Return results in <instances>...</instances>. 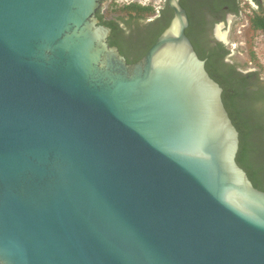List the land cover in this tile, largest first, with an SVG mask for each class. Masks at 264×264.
<instances>
[{"label": "water", "instance_id": "95a60500", "mask_svg": "<svg viewBox=\"0 0 264 264\" xmlns=\"http://www.w3.org/2000/svg\"><path fill=\"white\" fill-rule=\"evenodd\" d=\"M102 0H0V264H264V190L179 0L145 53Z\"/></svg>", "mask_w": 264, "mask_h": 264}, {"label": "flooded vegetation", "instance_id": "af4514ba", "mask_svg": "<svg viewBox=\"0 0 264 264\" xmlns=\"http://www.w3.org/2000/svg\"><path fill=\"white\" fill-rule=\"evenodd\" d=\"M179 2L188 17L185 34L197 55L204 60V66L210 73L216 76V81L230 88V99L239 101V104L246 107L252 126H258L264 139V72L253 65L251 51L243 49L241 42H238L241 28L236 30L238 35H230L232 26L237 25L241 18L243 22L238 26L249 27L248 18L243 19L245 7L247 6L250 11L259 9L263 0H179ZM167 8L166 13H169L171 8L168 6ZM159 9L160 7L147 17L128 14L120 16L121 18L117 17V27L102 23L110 28L108 43L115 45L126 61L134 62L141 57L139 55L141 50L146 47L158 23L163 20L162 18L159 21L161 18ZM242 49L245 51L244 55Z\"/></svg>", "mask_w": 264, "mask_h": 264}, {"label": "trees", "instance_id": "16d2710c", "mask_svg": "<svg viewBox=\"0 0 264 264\" xmlns=\"http://www.w3.org/2000/svg\"><path fill=\"white\" fill-rule=\"evenodd\" d=\"M104 0H102L103 2ZM166 2H164L159 9L161 18H159L158 27L152 35L150 41H147L146 47L141 50L139 54L142 56L146 48H149L154 42L158 34L168 24L169 19L172 15V10H167ZM157 8L151 3H139L137 1H130L128 3L119 4L115 0H110L105 6H101L96 10V15L100 19L101 23L110 25L111 27H117L118 24L116 19L121 18L120 16L128 14L130 16L147 17L153 14ZM118 17V18H117ZM249 28L252 32L258 30L264 34V0L263 4L259 9H251L248 16ZM253 58V52H251ZM139 58V57H138ZM209 75L216 80V76L210 73L209 69L205 67ZM221 99L228 112V115L235 125L238 131V148L235 155V160L246 172L248 178L252 184L264 190V139L258 126H252V122L247 115L248 112L246 107L239 104V101H232L230 99V88L222 86Z\"/></svg>", "mask_w": 264, "mask_h": 264}, {"label": "rangeland", "instance_id": "374dc122", "mask_svg": "<svg viewBox=\"0 0 264 264\" xmlns=\"http://www.w3.org/2000/svg\"><path fill=\"white\" fill-rule=\"evenodd\" d=\"M135 1L151 3L155 8H159L165 2V0H135ZM108 3H110V0H104L103 2H101V6H105ZM243 12H244L243 19L245 20L246 18H248L250 14V10L246 6ZM241 19L238 21L237 25L232 26L230 35H238L236 33L237 32L236 30H239L237 28H241L242 31L239 34L241 36L238 38V42H241L243 49L245 48L248 51L253 52V56H254L252 58L253 65L256 68H259L262 72H264V38L261 35H259L258 32H252L249 27H239L238 26L240 25L239 23L243 22ZM243 49L241 51L243 52V55H244L245 51ZM239 56H242V55H239Z\"/></svg>", "mask_w": 264, "mask_h": 264}, {"label": "built area", "instance_id": "2783aa9c", "mask_svg": "<svg viewBox=\"0 0 264 264\" xmlns=\"http://www.w3.org/2000/svg\"><path fill=\"white\" fill-rule=\"evenodd\" d=\"M117 3L122 4V3H128L130 1H135V0H115ZM139 3L145 4L144 2L137 1ZM259 35H261L264 38V34L261 33L259 30L257 31Z\"/></svg>", "mask_w": 264, "mask_h": 264}]
</instances>
